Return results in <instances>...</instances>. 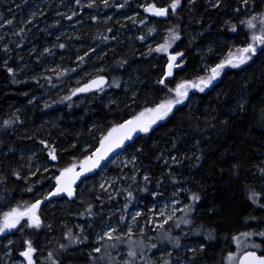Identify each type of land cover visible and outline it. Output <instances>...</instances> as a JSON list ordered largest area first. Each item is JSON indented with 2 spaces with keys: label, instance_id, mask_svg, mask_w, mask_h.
<instances>
[{
  "label": "trees",
  "instance_id": "16d2710c",
  "mask_svg": "<svg viewBox=\"0 0 264 264\" xmlns=\"http://www.w3.org/2000/svg\"><path fill=\"white\" fill-rule=\"evenodd\" d=\"M0 1H3L0 8H5L11 0ZM144 1L137 0V3ZM172 1L152 0V3L165 7ZM180 1L178 11L182 15L183 31L180 50L184 52L186 64L180 72L182 76L178 72L173 80L167 81L166 88L160 85L164 78V57L145 48L148 42L155 45L161 40L160 35L168 25L164 20L155 21L139 13L137 19L122 27L114 28L108 22L88 31L87 45L104 48L106 66L101 74L109 83L110 79L121 82L130 71L138 81L133 93L121 88V84L115 89L104 88L105 92H113V102L104 100L100 91L61 99L77 85L69 82L79 66L71 63L73 49L68 44L55 48L52 62L61 58L58 65L62 72L57 77L52 75L48 82L32 69L24 74L18 68L22 60L30 61L27 53L32 45L37 44L36 52L41 50L42 41L46 40L44 33L48 31L19 30L11 37H3L6 46L4 51L0 49V214L25 211L53 189V179L59 170L86 158L111 129L127 123L141 109L156 106L165 90L176 81L193 80L200 61L196 47L208 43L216 52L224 51L229 42L232 46L245 47L248 43L245 21L264 20V0H229L211 10L199 0H193L190 7L186 2L191 0ZM110 3L120 11H133L136 0ZM51 7L52 11L44 16L59 9L55 5ZM226 21L233 22L234 33ZM249 56V63L240 67L219 69L218 82L203 92L192 93L189 106L178 104L147 133L137 131L128 148L135 152L138 162V172L128 187L130 198L148 200L153 192H166L175 186L189 188L188 194L199 197L193 202V209L198 213L190 218L189 227L199 231L194 239L204 246L202 254L215 253L217 260H222L230 251L234 236L256 231L264 225V45L260 52H250ZM81 64L79 60L77 65ZM63 81L69 82L65 89L54 93ZM240 91L244 97L238 104L236 97ZM36 95L49 99H41L40 105L41 100L28 105ZM45 136L53 141V161L47 162L45 151L37 150L38 142ZM83 144H88L85 151H81ZM21 151L35 152L41 163H48V169L26 177L23 161L18 159ZM160 151L164 155L161 167L154 162ZM171 154L184 156L171 160ZM94 175L89 177L87 187L78 186L74 199L54 201L59 206L55 211L48 203L34 210L41 220L51 221V230L19 225L14 233L0 236V245L12 239L10 248L14 255L23 246L28 249L30 245L33 255L37 254L36 264H90L96 256L93 237L106 216L100 205L104 196L93 184ZM183 178L185 183H179ZM256 196L261 203L259 207L253 204L252 198ZM122 199H118L119 206L125 211L129 203L127 198ZM30 215L19 218L20 222ZM76 223L80 225L79 231L74 227ZM51 235L57 240L53 241ZM3 249L0 246V255Z\"/></svg>",
  "mask_w": 264,
  "mask_h": 264
},
{
  "label": "rangeland",
  "instance_id": "374dc122",
  "mask_svg": "<svg viewBox=\"0 0 264 264\" xmlns=\"http://www.w3.org/2000/svg\"><path fill=\"white\" fill-rule=\"evenodd\" d=\"M112 1L113 0H11L6 4L5 8H0V11L3 10L2 14H0V49L3 51L5 50L6 43L2 41L3 37H11L16 31L27 30L29 32L33 29H35V33L43 30H46V32L48 31L47 34L44 33L46 40L42 41L41 50L36 52L37 44L32 45L27 53L30 61L28 62L24 59L18 64V68H21L24 74L29 71L28 69H32L35 71V75H41L44 80L48 82L52 75L53 77H57L61 74L60 72H62L59 71L58 65L61 58H57L54 63L52 62L56 55L55 48H60L68 44V46L73 49L71 63L79 66L77 72L69 81L77 82V85L71 87L70 90L68 89V93L61 98L62 100L66 97L69 99L74 96V90L80 84L92 77L102 75L101 72H103V68L106 66V62L103 59L104 48L92 47L89 44L87 45L88 42H85L89 39L88 31L108 22H110L114 28H119L125 23L137 19L139 13L148 16L147 14L149 11H146L148 8L154 7L161 9L166 7L168 9L166 17L163 19L158 17L152 18L155 21L164 20L168 23L166 30L160 35L161 40L155 45H148L150 43L148 42L145 48L148 52L162 56L165 59L163 70L164 78L161 80L164 82H160L161 86L166 88L167 81L173 80L178 72L179 77H181L182 73L180 74V72L184 69L186 64L184 52L180 50L181 46L183 47V31L181 28L182 15H180V11H178L181 6V1L174 11L170 8L173 1L165 7H159L152 3V0H145L144 2L138 3L136 0V3H134V6L131 8L133 11H120L118 6L110 3ZM192 1L193 0L186 2L187 7H190L188 5H190ZM199 1L203 7L207 10H211L217 4L229 0ZM28 2L29 4L27 5L26 3ZM1 3H3V1H0V5ZM53 5L59 9L52 14L44 16L47 12L52 11L53 7L51 6ZM99 5L102 6L101 10L98 9ZM14 22L16 25H14ZM245 22L248 36V43L245 47L252 45L255 49L253 54H256L258 51L260 52L262 50L264 43L254 41L253 36L264 38V20L260 18H249ZM249 22L252 25L251 27H249ZM226 24L230 27V31L234 33L235 26L233 22L226 21ZM173 34L178 36V39L173 40ZM188 37L189 36H187V38ZM34 40V37H32L30 42L33 43ZM166 44L168 45L166 52L156 50ZM104 47H108V45ZM245 47L239 48L232 46L231 42L227 44L224 51L221 50L218 52L214 51V48L208 43L196 47L195 53L199 55L200 61L196 66L197 68L194 70L193 80L184 81L180 79L176 81L172 87L165 90L162 100L156 106L140 111L130 120H133L135 117L139 116L140 113L146 112L148 109H155L158 105L166 101H175L177 99L175 89L178 85L195 84L201 79H208L212 76V69L217 68L222 62H226L230 56L238 55V50ZM61 49L65 50V48ZM34 53L37 54L33 56ZM6 54L7 53L4 55ZM249 54L250 53H247L249 59L236 67L249 63L251 59ZM170 56H176L177 59L173 62L171 75H168ZM28 58L26 56V59ZM79 60L82 61L81 65H77ZM233 63H236V61L233 60ZM67 64V62L64 63V66H67ZM224 66L233 68V66L228 63H225ZM220 72L219 70V74ZM84 78L88 79L83 80ZM218 79L219 75L211 80L208 87L204 88V90L213 87L218 82ZM69 82L63 81L61 85L55 89L54 93L64 90L65 85ZM78 82H80V84H78ZM119 84H121V88L133 93V88L138 84V81L133 72L130 71L121 82L116 79H110L108 86L112 87L111 89H115ZM201 87L203 86L201 85ZM196 91L200 90L195 87L188 88L187 96L184 97L179 104L187 103L189 106L192 102V93ZM100 92L103 94L104 100L110 102L114 101L112 91L107 90V92H105L101 90ZM243 97V91H240V94H237L236 102L240 104ZM41 99L48 101L49 97H41L40 95L33 96L30 98L28 105ZM42 102V100L39 101V105ZM175 105L178 104H174L172 108H174ZM164 119L157 120L151 128ZM132 141L133 140H131L125 150L110 158L108 162L95 173L92 179L99 194L104 196V198H102L104 202L102 201L100 205L103 206L102 209L105 211L106 216L104 224L96 231L93 237L95 242L93 252L96 253V256L91 258L90 264H236L238 257L245 251L264 252V235H262L264 234L263 225L256 231L241 232L234 236L231 241L232 247L222 260H217V257L214 255L215 253L210 255L205 254L204 256L202 254L204 246L194 239L196 234H199V231H193V229L189 227L190 218L194 213H198V210H196V208L193 209L192 205L195 201L193 196L195 195L188 194L189 188L186 186H175L166 192H153L149 195L148 200L131 199V193L128 187L131 185L138 172L136 154L128 149ZM39 149L45 151L47 162L49 160L53 161L52 155L55 153L53 141L45 136L38 142L37 150ZM86 149H88V144H83L81 146V151H85ZM94 151L86 156V158L69 164L65 168L59 170L57 177L60 176V173L66 168L75 166V170L78 169L79 165L91 157ZM189 153H191V151H189ZM163 156V151H160L154 158V162H158L160 167L163 166L164 163ZM183 156L184 154H181L180 157L176 156V154H171L169 159L172 160L175 158L178 160L182 159ZM18 159L23 161V169L26 177H30L36 172H42L48 169V163H41L35 156V152L29 153L21 151L18 155ZM262 164H264V162H262ZM56 178L53 179L54 184H56ZM89 181L90 178L84 180L80 184L81 189L87 187ZM185 181L186 180L183 178L179 180V183H185ZM122 197L123 201L127 198V203H129L125 211L119 206L118 199ZM252 199L256 207L261 206L257 196ZM48 207H51V209L55 211L59 206L52 201L48 203ZM12 212L13 211H8L4 214H0V223H2L6 213ZM35 216L39 218L40 223L38 227L32 225L29 217H26L22 223L20 222L22 219H19V223L16 227L11 228V232L14 233L17 231L19 225L24 226V224L27 228L33 227L37 230H51L52 225L49 219L45 221L41 220L37 212ZM74 227L77 231L80 230L79 223H76ZM50 238L53 241L57 240V237L54 235H51ZM11 240L8 239L4 246L0 245L4 247L0 255V264H28L27 259L21 255V253L25 252L27 246H23L22 251L14 255L10 248ZM36 256V252L34 255L33 253L31 254L32 264H36Z\"/></svg>",
  "mask_w": 264,
  "mask_h": 264
},
{
  "label": "snow or ice",
  "instance_id": "6c2138e0",
  "mask_svg": "<svg viewBox=\"0 0 264 264\" xmlns=\"http://www.w3.org/2000/svg\"><path fill=\"white\" fill-rule=\"evenodd\" d=\"M180 0H173V2L170 5V8L174 11L176 7L179 5ZM146 11H151L157 16H164L167 14V9H157L154 7L146 9ZM251 23L249 22V27H251ZM172 39H178V36L173 34ZM254 41H259L261 43H264V38L253 36ZM62 47V46H61ZM168 45L161 46V48L156 49L157 51H167ZM254 53L255 49L252 45H249L248 47L241 48L238 50V55L230 56V58L226 62H222L220 65L217 66V68L212 69V76L208 79H201L198 83L195 84H180L175 89V94L177 96V99L175 101L169 100L165 103H162L158 105L155 109H148L146 112L140 113L139 116L135 117L133 120L127 121L126 124H122L119 127L113 128L107 136L103 138L101 141V148L97 150L96 153L93 154V157H89L87 160L83 161L80 165V171H75V166L69 167L64 169L60 176L56 178L57 183V189L56 192L52 193V195H57L60 192L67 191L68 195H72L71 191V184L75 183V179L78 178L80 175H83L85 172L92 171L93 168L99 165L100 161L105 158V156L112 151L113 148L120 147L125 140H130L132 138V134L134 132H144L147 133L151 126L156 123L157 120L164 119L169 112H171L172 107L174 104H179L182 102L183 98L187 96V89L190 87L198 88L200 91H203L204 88L208 87L211 80L215 79L216 76L219 75V69H222L224 67L225 63L231 64L233 67L238 66L239 64L245 63L247 59H249L247 53ZM177 59L176 56H170L169 57V72L168 75H171V70L173 67V62ZM233 60L236 61V63H233ZM163 83L164 81H160ZM103 83L102 80H94L91 85H87L85 88L79 89V91H87L89 90L92 85H95L99 87ZM201 85L203 87H201ZM52 159H55V156L52 155ZM72 173L73 176L71 179L68 178L69 174ZM194 200L199 199V197L193 196ZM39 201L32 206L31 209H29V213L31 215L29 216V219L34 226H39V218L35 216V209L39 205ZM21 215H24L23 213H16L15 210H13L12 213H6L2 223H0V232H4L6 229H11L16 227V225L19 223V217ZM250 235V234H246ZM264 235V234H262ZM33 249L29 245L28 249L21 253L27 261L28 264H32V254ZM131 255V253H130ZM231 259V258H230ZM249 261L253 262V264H264V259H258L255 257L254 254L249 253L248 256L244 258V260L241 261V264H249Z\"/></svg>",
  "mask_w": 264,
  "mask_h": 264
},
{
  "label": "water",
  "instance_id": "95a60500",
  "mask_svg": "<svg viewBox=\"0 0 264 264\" xmlns=\"http://www.w3.org/2000/svg\"><path fill=\"white\" fill-rule=\"evenodd\" d=\"M163 9H166V8H163ZM165 16V15H164ZM162 16V17H164ZM94 80H102L103 83L97 87L95 85H92V87L87 90V91H79V89L81 88H85L87 85H91L92 82ZM108 86V78L105 76V75H98V76H95V77H92L90 79H88L87 81L83 82L82 84H80L75 90H74V95L75 96H83V95H87V94H92V93H97L101 90H103L104 88H106ZM137 132H134L132 134V138L136 135ZM131 138V139H132ZM130 139V140H131ZM130 140H125L124 143L118 147V148H113L112 151H110L104 159H102L99 163L98 166H96L95 168H93L92 171H89V172H85L83 175H80L78 178L75 179V183H72L71 184V191H72V195L69 196L67 191H64V192H60L59 194L57 195H52V193L56 192V189H57V183L55 184V186L53 187V189L45 196L42 197V199L39 200V206L41 205H44V204H47L49 202H52V201H57L59 199H66V200H72L74 199V197L76 196V192H77V188L78 186L84 181L86 180L87 178H89L91 175L95 174L96 172H98L107 162L110 158H112L113 156H115L116 154H118L119 152L125 150L127 148V146L130 144ZM101 148V143L98 145V147L95 149V151L93 152L96 153L98 149ZM93 154L91 155V157H93ZM76 172H79L80 171V168L76 169L75 170ZM73 176L72 173L69 174L68 178L71 179ZM38 202V201H37ZM36 202V203H37ZM35 203V204H36ZM34 205V204H33ZM32 205V206H33ZM29 207L27 210L21 212L23 213L24 215H21L19 218H22L28 214H31L29 213V209L32 208ZM37 207V208H38ZM36 208V209H37ZM35 209V210H36ZM11 232V229H6L4 232H0V236H5V235H8L9 233ZM33 252V251H32ZM249 253H252L255 255V257H257L258 259H264V256L262 255H258V253H256L255 251H245L243 252L237 259V263L236 264H241V261L244 260V258L246 256H248ZM249 264H253V262L249 261Z\"/></svg>",
  "mask_w": 264,
  "mask_h": 264
},
{
  "label": "flooded vegetation",
  "instance_id": "af4514ba",
  "mask_svg": "<svg viewBox=\"0 0 264 264\" xmlns=\"http://www.w3.org/2000/svg\"><path fill=\"white\" fill-rule=\"evenodd\" d=\"M166 8V7H165ZM158 9V8H157ZM160 9V8H159ZM167 9V8H166ZM167 13H168V9H167ZM148 17H150V18H154V17H158V18H161V19H163L164 17H166V15L164 16V17H162V16H157V15H155L153 12H151V11H149L148 12ZM176 106V105H175ZM256 252V251H255ZM256 253H258V255H262V256H264V252H256Z\"/></svg>",
  "mask_w": 264,
  "mask_h": 264
},
{
  "label": "bare ground",
  "instance_id": "6f19581e",
  "mask_svg": "<svg viewBox=\"0 0 264 264\" xmlns=\"http://www.w3.org/2000/svg\"><path fill=\"white\" fill-rule=\"evenodd\" d=\"M97 76H98V75H97ZM108 83H109V80H108ZM141 110H142V109H141ZM141 110H140V111H141ZM50 208H51V207H50ZM57 246H58V245H57ZM60 247H61V246H60Z\"/></svg>",
  "mask_w": 264,
  "mask_h": 264
}]
</instances>
